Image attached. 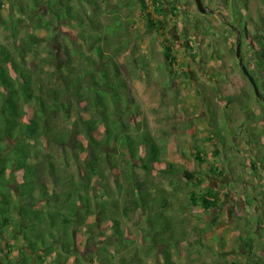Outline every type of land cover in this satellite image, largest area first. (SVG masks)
Returning a JSON list of instances; mask_svg holds the SVG:
<instances>
[{
  "label": "trees",
  "instance_id": "1",
  "mask_svg": "<svg viewBox=\"0 0 264 264\" xmlns=\"http://www.w3.org/2000/svg\"><path fill=\"white\" fill-rule=\"evenodd\" d=\"M138 1L148 29L159 35L167 33L170 27L161 0ZM100 2L15 0L11 4V9L25 16L8 18L6 43L0 42V264H42L52 249L54 264H68L73 255L72 231L88 228L91 217L97 218L95 227L96 223L110 224L109 233L86 229L94 241L102 235L112 243H124L127 231L121 227L122 219L129 220L130 216L143 218L147 228L141 231L146 232L148 241H177L173 223L164 212L167 196L149 176L157 172L172 184L170 179L179 175L188 186H194L195 181L197 187L204 184L197 176L200 172L165 164L147 124L131 122L138 107L115 60L124 42L119 40L120 47L108 42V38L117 37L120 23L115 18L114 26L106 28L102 46L97 42L96 24L89 20V14L96 19ZM43 11L49 13L48 19ZM172 11L175 17L180 16L179 8ZM231 12L234 18L242 19L236 4ZM26 21L32 23L34 31L43 30L45 36L21 33ZM72 21L79 23L76 37L89 53L63 37V67L56 69L52 78L38 76L26 60L27 48L52 39ZM238 28L248 41L247 50L257 71L250 76L259 89L264 79V34L253 37L243 20H239ZM163 41V57L170 67L174 66L173 47L168 40ZM210 129L206 141L219 140L225 145L220 118L214 111ZM201 155L205 156L198 152L194 158L206 164L212 175H221L214 165L199 158ZM137 170L144 173L143 179L137 177ZM8 171L20 175L13 190ZM123 184L129 191L119 212L112 195H121ZM189 201L203 211L216 209L221 202L219 193L210 188L191 192ZM240 241L246 260L234 264H264L255 250L253 227L248 222L241 230ZM166 264H174L170 255Z\"/></svg>",
  "mask_w": 264,
  "mask_h": 264
},
{
  "label": "rangeland",
  "instance_id": "2",
  "mask_svg": "<svg viewBox=\"0 0 264 264\" xmlns=\"http://www.w3.org/2000/svg\"><path fill=\"white\" fill-rule=\"evenodd\" d=\"M14 2L0 0L1 43H6L8 18L25 16L11 9ZM161 3L170 27L161 35L148 29L138 0H101L96 19L89 14V20L95 22L97 42L102 46L106 28L114 26L115 18L120 23L117 37L108 38V42L117 47L119 40L124 42L125 47L115 54V60L138 107L131 122L147 124L163 152L165 164L200 172L201 176H197L202 177L204 184L197 187L195 181L194 186H188L179 175L172 177L170 184L161 174L153 172L149 177L167 196L168 207L164 212L173 223L177 241H148L146 232L141 231L147 227L139 216L122 219L127 240L121 245L104 240L102 235H97L94 241L86 229L96 234L109 233L110 224L106 221L96 223L95 227L97 218L91 217L88 228L72 231L73 255L68 264H166L168 255L174 264L243 263L246 258L240 237L246 222L253 227L255 250L264 258V102L255 96L236 56L239 37V58L250 75H257L247 50L248 41L240 34L238 23L243 20L253 37L264 34V0H202L207 13H200L194 0H161ZM233 4L241 10L242 19L233 17ZM174 7L179 8V17L174 16ZM42 13L49 18V13ZM26 22L21 33L45 36L43 30L34 31L32 23ZM78 30V22H67L52 39L27 48L26 60L38 76L52 78L56 69L63 67V37L77 42L85 54L89 53L76 37ZM164 39L173 47L175 65L171 67L163 57ZM262 84L258 92L263 97L264 79ZM212 111L220 118L225 145L219 140L206 141L210 138ZM198 152L204 153L199 158L214 165L221 175H212L206 164L199 163L194 158ZM114 172L118 173V169ZM7 174L13 190L20 175L13 171ZM102 174L105 175L103 171ZM136 175L140 179L145 176L139 170ZM208 188L219 193L220 206L211 211L192 206L190 193L206 192ZM128 191L123 184L121 195H112L119 212ZM16 237L21 240L20 235ZM55 257L52 249L42 264H54Z\"/></svg>",
  "mask_w": 264,
  "mask_h": 264
},
{
  "label": "water",
  "instance_id": "3",
  "mask_svg": "<svg viewBox=\"0 0 264 264\" xmlns=\"http://www.w3.org/2000/svg\"><path fill=\"white\" fill-rule=\"evenodd\" d=\"M195 1V4H196V7H197V10L200 12V13H205L206 10L203 8V5H202V2L201 0H194ZM239 37L237 38V47H236V56L238 57V62H239V65H240V68L243 72L244 75H246L247 79L249 80L250 84L252 85L253 87V90H254V94L255 96H257L258 98L262 99V96L261 94L258 92V89L257 87L255 86L253 80H252V77L250 76V74L247 72V70L244 68L243 64H242V60L239 58L240 56V43H239Z\"/></svg>",
  "mask_w": 264,
  "mask_h": 264
},
{
  "label": "flooded vegetation",
  "instance_id": "4",
  "mask_svg": "<svg viewBox=\"0 0 264 264\" xmlns=\"http://www.w3.org/2000/svg\"><path fill=\"white\" fill-rule=\"evenodd\" d=\"M201 2H202V0H201ZM203 5V4H202ZM203 8H204V6H203ZM205 10H206V8H204ZM205 13H207V10H206V12ZM246 76V75H245ZM260 256V255H259Z\"/></svg>",
  "mask_w": 264,
  "mask_h": 264
}]
</instances>
